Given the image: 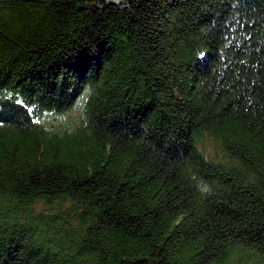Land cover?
<instances>
[{
	"label": "trees",
	"instance_id": "trees-1",
	"mask_svg": "<svg viewBox=\"0 0 264 264\" xmlns=\"http://www.w3.org/2000/svg\"><path fill=\"white\" fill-rule=\"evenodd\" d=\"M0 264H264V0H0Z\"/></svg>",
	"mask_w": 264,
	"mask_h": 264
},
{
	"label": "water",
	"instance_id": "water-1",
	"mask_svg": "<svg viewBox=\"0 0 264 264\" xmlns=\"http://www.w3.org/2000/svg\"><path fill=\"white\" fill-rule=\"evenodd\" d=\"M103 1L112 3V4H128L131 2V0H103Z\"/></svg>",
	"mask_w": 264,
	"mask_h": 264
},
{
	"label": "rangeland",
	"instance_id": "rangeland-1",
	"mask_svg": "<svg viewBox=\"0 0 264 264\" xmlns=\"http://www.w3.org/2000/svg\"><path fill=\"white\" fill-rule=\"evenodd\" d=\"M42 205L37 206L38 209H41Z\"/></svg>",
	"mask_w": 264,
	"mask_h": 264
}]
</instances>
